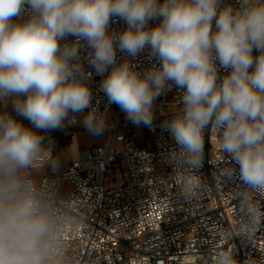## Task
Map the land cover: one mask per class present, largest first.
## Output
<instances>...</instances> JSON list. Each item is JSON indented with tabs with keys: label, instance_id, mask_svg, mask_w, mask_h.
<instances>
[{
	"label": "clouds",
	"instance_id": "9594fccd",
	"mask_svg": "<svg viewBox=\"0 0 264 264\" xmlns=\"http://www.w3.org/2000/svg\"><path fill=\"white\" fill-rule=\"evenodd\" d=\"M237 3L0 0V103L10 101L32 125L0 112V264H49V218L24 175L51 159L38 133L88 109V131L104 130L90 87L76 76L83 74L82 42L103 76L101 90L128 120L151 127L154 102L175 86L182 114L165 127L189 163H200L211 124L242 180L264 188V0ZM114 21L125 25L119 33L110 30ZM68 37L75 38L71 44ZM145 50L156 63L143 72L127 59L117 63V51L134 59ZM219 264H233L229 252Z\"/></svg>",
	"mask_w": 264,
	"mask_h": 264
},
{
	"label": "built area",
	"instance_id": "2783aa9c",
	"mask_svg": "<svg viewBox=\"0 0 264 264\" xmlns=\"http://www.w3.org/2000/svg\"><path fill=\"white\" fill-rule=\"evenodd\" d=\"M224 2L238 6L237 0ZM124 27L114 21L110 30ZM90 52L82 42L83 74L76 76L87 82L104 121L114 109L113 123L104 124L108 137L80 148L66 167L60 152L88 131L83 121L91 109L70 113L63 127L38 133L51 159L26 170L43 169L39 181L26 178L49 218V264H219L224 252L233 264H264V188L242 180L239 165L219 146L221 132L211 124L204 129L200 163L192 166L165 127L182 114V93L172 86L154 102L151 127L133 124L101 90L103 76L90 65ZM126 59L140 72L156 63L147 50L134 59L117 51L118 64ZM142 128L156 134L153 140L138 135ZM65 181L73 187L61 197Z\"/></svg>",
	"mask_w": 264,
	"mask_h": 264
},
{
	"label": "rangeland",
	"instance_id": "374dc122",
	"mask_svg": "<svg viewBox=\"0 0 264 264\" xmlns=\"http://www.w3.org/2000/svg\"><path fill=\"white\" fill-rule=\"evenodd\" d=\"M3 109L6 111H12V105H6L3 107ZM113 114H114V109L110 110L106 114L105 124L113 123V121H112ZM79 133L80 134L79 135L77 134V136L79 137L78 140L81 142V145L76 148V147H74L75 144L74 145L70 144L60 152V156L62 157L64 165L66 167H68L72 163V161L75 158H77L78 151L80 148H82L83 146L88 147L92 143L101 142V140H102L101 136H104V138H105V136L108 137L107 132H102L99 135L93 134L90 131H81ZM137 133H138V135H140V137H142L144 139V141L153 140V138L156 135L155 133L148 131L146 128L139 129L137 131ZM72 187L73 186L69 181H65L63 184L60 196L61 197H67L69 195L70 191L72 190Z\"/></svg>",
	"mask_w": 264,
	"mask_h": 264
},
{
	"label": "crops",
	"instance_id": "0c3cea01",
	"mask_svg": "<svg viewBox=\"0 0 264 264\" xmlns=\"http://www.w3.org/2000/svg\"><path fill=\"white\" fill-rule=\"evenodd\" d=\"M8 105H11V102L9 101V103H8ZM78 135L80 134L79 132L77 133ZM77 134H76V137L77 138H75L76 140L72 143L73 145L75 144V146L74 147H79L80 145H81V142L78 140V136H77ZM42 173H43V169H41V168H36V169H33L31 172H25L24 173V175L26 176V177H28V176H32V177H34L36 180H38L39 181V179H40V177H41V175H42Z\"/></svg>",
	"mask_w": 264,
	"mask_h": 264
},
{
	"label": "bare ground",
	"instance_id": "6f19581e",
	"mask_svg": "<svg viewBox=\"0 0 264 264\" xmlns=\"http://www.w3.org/2000/svg\"><path fill=\"white\" fill-rule=\"evenodd\" d=\"M75 138H76V137H74V141H75ZM74 141H73V142H74Z\"/></svg>",
	"mask_w": 264,
	"mask_h": 264
}]
</instances>
